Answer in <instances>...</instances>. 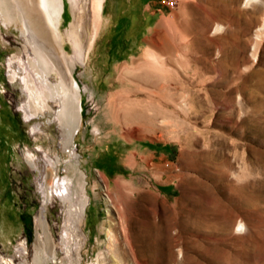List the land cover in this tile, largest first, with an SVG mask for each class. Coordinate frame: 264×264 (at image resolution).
<instances>
[{"label":"rangeland","instance_id":"374dc122","mask_svg":"<svg viewBox=\"0 0 264 264\" xmlns=\"http://www.w3.org/2000/svg\"><path fill=\"white\" fill-rule=\"evenodd\" d=\"M64 1L73 135L30 95L24 76L43 93L45 76L0 14V264H264V0H104L101 18ZM152 39L165 69L138 70Z\"/></svg>","mask_w":264,"mask_h":264},{"label":"bare ground","instance_id":"6f19581e","mask_svg":"<svg viewBox=\"0 0 264 264\" xmlns=\"http://www.w3.org/2000/svg\"><path fill=\"white\" fill-rule=\"evenodd\" d=\"M103 3L104 0H95V5H96V11L97 15L99 18H101V12H102V7H103ZM94 5V6H95ZM64 7H65V1L64 0H0V14L3 17V22L5 23V25L9 26L11 25L13 22H16L18 27L20 28V30L22 31V34H24L23 36H25L26 40L32 42V46L34 49V55L33 53H30V57H29V62L31 64V67L33 68L32 70H34V74L35 76L38 75H44V85H45V89H44V93L36 86V84L34 83L35 79L34 76H30V75H26L23 78L24 83L26 84V87L28 88L30 95L33 97V99L39 104L41 105V107H44V109H50V111H53V113L51 114L50 118H53L54 115L56 116V120L58 122H60V124H62L64 127H66L67 129L65 130V132L67 131L68 134H74L76 127L79 125L80 120H81V115H80V85L78 84L77 80L72 76L70 69L66 63V56L65 55V49H64V45H63V33L61 31L60 25L63 21L64 18ZM94 11V10H93ZM100 25V23H98ZM71 27V26H70ZM97 27V26H96ZM264 27V22L261 25V28ZM222 28V25H218L216 30H220ZM67 32V31H66ZM70 35L73 37L72 39H74V44L77 47V51H79V53L82 55L83 60H85L87 58V52L84 53L83 51V42L79 36V28H76L74 25L72 26V28L70 29ZM98 30L96 29L93 33L92 36V40H91V47L90 49L93 47L94 44V39L97 35ZM67 35V34H66ZM70 36V37H71ZM73 41V40H72ZM152 48L147 50L144 53V60L142 62H140L138 64V70L139 67H149V71L150 68H152V70L154 68H158V69H165V62H161L159 65L157 63H159V58H158V52L156 51L157 49H161L165 46V42H162L160 40H155L152 39L150 41ZM203 53L206 51V46L203 45L202 49ZM208 50V49H207ZM89 52V51H88ZM84 53V54H83ZM205 54V53H204ZM81 57V58H82ZM167 58V57H166ZM165 58V59H166ZM163 60V59H162ZM165 61V60H164ZM65 63V71H62L59 67L62 64ZM198 63L201 65L200 67H202V69L204 68L205 71H209L212 70V65L210 64V62L208 61V57L204 56V57H200L198 60ZM61 64V65H60ZM167 64V63H166ZM60 65V66H59ZM136 65V64H135ZM63 67V66H62ZM129 67V65L124 66V70H127ZM58 69L59 73H60V80L57 82H53L50 80L49 78V72L52 71V69ZM156 68V69H157ZM171 68V67H170ZM169 68V69H170ZM212 68V69H211ZM53 69V70H54ZM142 69V68H141ZM145 71L146 69L143 68ZM142 69V70H143ZM168 69V68H167ZM129 70H134V69H129ZM137 69L135 70L136 72L138 71ZM141 70L142 73H140L141 76H143L144 78L147 77L146 79L152 77L151 74L149 72H145L143 73V71ZM155 70V69H154ZM148 71V69H147ZM161 72V70H160ZM70 75V77L72 78L71 80V90L69 89V86L66 84V76ZM154 74V73H153ZM161 74V73H160ZM158 75H159V71H158ZM173 75V74H172ZM40 79V78H39ZM205 81V80H204ZM40 82V81H39ZM154 83V82H153ZM140 84V83H139ZM142 84V83H141ZM165 84H163L164 86ZM169 85V84H168ZM161 86V85H160ZM260 87H263L262 82L259 83ZM160 88V87H159ZM148 89V88H147ZM158 89V88H157ZM156 90V89H155ZM157 91V90H156ZM128 92V91H125ZM124 92V93H125ZM159 92V91H157ZM191 92V91H190ZM123 93V95H124ZM183 93V92H182ZM127 94V93H125ZM155 94V93H154ZM166 95V93H164ZM151 95V93H150ZM165 95H162L163 97ZM182 95V94H181ZM128 96V95H126ZM145 96V95H144ZM153 96V95H152ZM170 96V95H169ZM180 96V95H179ZM43 97V101L40 100V98ZM135 97V96H134ZM133 97V98H134ZM147 97V96H145ZM150 97V96H149ZM155 97V96H154ZM161 96L159 95L158 98H160ZM168 97V96H166ZM171 98L173 97L170 96ZM176 97V96H175ZM130 98V97H129ZM140 98V96H139ZM144 98V97H143ZM151 98V97H150ZM153 98V97H152ZM171 98H167V99H171ZM137 99V98H135ZM134 99V100H135ZM141 99V98H140ZM174 98H172L173 100ZM33 100V101H34ZM124 100V99H123ZM128 100V98L126 99ZM131 100V99H130ZM133 100V99H132ZM142 100V99H141ZM140 100V101H141ZM153 100V99H152ZM158 99H156L157 101ZM161 100V98H160ZM163 100V99H162ZM165 100V99H164ZM168 100V104L169 101ZM175 100V99H174ZM173 100V101H174ZM190 100V99H189ZM58 102V105L60 106V109H58V111H56V108L54 107L55 105H53V102ZM129 101V100H128ZM136 101V100H135ZM139 101V100H137ZM136 101V102H137ZM139 101V102H140ZM143 101V100H142ZM172 101V102H173ZM185 101L184 99L182 100V102ZM187 101V100H186ZM154 102V101H153ZM131 104H133L132 102H130ZM128 102V104H130ZM135 103V102H134ZM143 103V102H141ZM150 103V102H149ZM152 103V102H151ZM187 102H185L186 104ZM126 104V103H125ZM158 103H156L157 105ZM171 104V103H170ZM178 104V103H177ZM176 104V105H177ZM182 104V103H181ZM184 104V103H183ZM196 104V103H195ZM142 105V104H141ZM148 105V104H147ZM153 105V104H152ZM162 105V104H161ZM165 105V103H164ZM163 105V106H164ZM187 105V104H186ZM126 106V105H125ZM150 106V104H149ZM162 106V107H163ZM168 105L166 104V107ZM29 105L26 104L24 111L26 114V117L28 119H30V117H32L33 114L30 113L29 111ZM124 108V105L122 106ZM121 107V108H122ZM131 107V106H130ZM133 107V106H132ZM159 109H163L160 107V103L157 106ZM172 107V106H171ZM187 107V106H186ZM149 108V107H147ZM151 108V107H150ZM149 108V109H150ZM39 109V108H38ZM130 109V108H129ZM132 109V108H131ZM137 109H139V107H137ZM136 109V110H137ZM141 109V108H140ZM146 109V108H145ZM168 109V108H167ZM123 110V109H122ZM133 110V109H132ZM131 112H135L132 111ZM156 110V109H155ZM158 110V109H157ZM156 110V111H157ZM176 110V109H175ZM178 110V109H177ZM176 110V111H177ZM126 110L124 109V114ZM138 111V110H137ZM137 111L135 112L137 114ZM140 111V110H139ZM152 110H150L151 112ZM154 111V109H153ZM152 111V112H153ZM160 113L162 112V110H159ZM130 112L127 111V113ZM130 112V113H131ZM145 112V111H144ZM149 112V113H150ZM149 116L150 121L153 122L155 124L156 120H157V114L158 113H154ZM165 112V111H164ZM168 112V111H166ZM165 112V114H167ZM175 112V111H174ZM119 113V112H118ZM159 113V114H160ZM172 112H169L168 114H171ZM123 114V113H122ZM134 114V113H133ZM135 114V115H136ZM163 114V112L161 113V115ZM164 114V115H165ZM121 115V114H120ZM128 115V114H127ZM134 115V116H135ZM140 115L141 113H139V119H140ZM173 115V114H172ZM116 116V115H115ZM119 116V115H118ZM117 116V117H118ZM133 116V115H131ZM133 116V118H134ZM143 116V115H142ZM141 116V117H142ZM160 116V115H159ZM163 116V115H162ZM136 117V116H135ZM122 118V117H121ZM145 118V117H144ZM135 119V118H134ZM133 119V120H134ZM139 119L137 122H139ZM165 119V116H164ZM118 120L120 121L119 117ZM118 121V122H119ZM123 121V120H122ZM126 121V120H125ZM144 121V120H143ZM149 121V122H150ZM146 123V122H145ZM138 124V123H137ZM148 124V123H147ZM150 125V124H148ZM62 126V127H63ZM147 126V125H146ZM151 126V125H150ZM149 126V127H150ZM61 127V125H60ZM153 127V126H152ZM151 127V128H152ZM160 127V126H159ZM150 128V129H151ZM162 128V127H161ZM35 129V128H34ZM146 129V128H144ZM153 129V128H152ZM151 129V130H152ZM145 131V130H144ZM64 132V133H65ZM130 131L126 132V136L128 134H130ZM130 137V135H129ZM51 170V169H50ZM63 179V178H62ZM66 180V179H65ZM64 180V181H65ZM65 186H66V191L68 193V186L70 187L71 184H73L72 181H70V179L67 181H65ZM50 187H51V193L50 195L52 196H56V192L54 191V189H56L55 187L60 184L59 182L55 181L54 178H52L50 180ZM59 186V185H58ZM239 187V186H238ZM245 187V186H244ZM241 189V188H238ZM240 191V190H239ZM49 193V192H48ZM240 193V192H239ZM63 193H61L62 195ZM49 196V194H48ZM240 198V197H239ZM238 198V199H239ZM239 201V200H238ZM243 201V200H241ZM242 204V203H241ZM236 206V205H235ZM238 207V205H237ZM233 211V210H231ZM143 219V218H142ZM41 223L42 225H44V221L43 219H41ZM155 225V224H154ZM44 227V226H43ZM244 228V222L242 220H240L236 226V230H241ZM238 230V231H239ZM140 232V231H139ZM151 237V236H150ZM151 240V239H150ZM177 243V242H176ZM41 250V249H40ZM173 250V249H172ZM139 256V255H138ZM157 257V256H156ZM136 258V257H135ZM134 258V259H135ZM141 258V257H140ZM143 259V257H142ZM157 259V258H156ZM137 260V259H135ZM145 261V260H143ZM141 262V261H140ZM137 263V261H136Z\"/></svg>","mask_w":264,"mask_h":264},{"label":"snow or ice","instance_id":"6c2138e0","mask_svg":"<svg viewBox=\"0 0 264 264\" xmlns=\"http://www.w3.org/2000/svg\"><path fill=\"white\" fill-rule=\"evenodd\" d=\"M239 230V229H238Z\"/></svg>","mask_w":264,"mask_h":264}]
</instances>
